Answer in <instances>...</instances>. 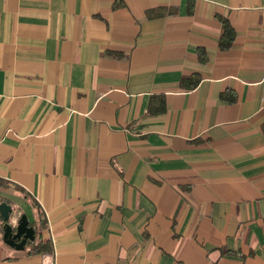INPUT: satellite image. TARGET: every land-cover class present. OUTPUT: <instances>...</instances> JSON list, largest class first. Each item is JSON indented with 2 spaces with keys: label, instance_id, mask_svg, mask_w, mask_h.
Segmentation results:
<instances>
[{
  "label": "crops",
  "instance_id": "crops-1",
  "mask_svg": "<svg viewBox=\"0 0 264 264\" xmlns=\"http://www.w3.org/2000/svg\"><path fill=\"white\" fill-rule=\"evenodd\" d=\"M2 201L0 264H264V0H0Z\"/></svg>",
  "mask_w": 264,
  "mask_h": 264
},
{
  "label": "trees",
  "instance_id": "trees-1",
  "mask_svg": "<svg viewBox=\"0 0 264 264\" xmlns=\"http://www.w3.org/2000/svg\"><path fill=\"white\" fill-rule=\"evenodd\" d=\"M222 31L219 37L218 45L221 49L229 48L233 42L235 31L231 24L227 21V19L222 18ZM201 60H204L202 58ZM200 76L196 73L182 75L180 79V86L183 89L190 90L193 89L199 82ZM165 110V100L162 95L152 96V99L149 104V112L152 114L162 113ZM37 208V214L39 223L35 224V222L30 223L32 227H34V234L37 231V228L45 227V220L41 218L42 214L39 210L37 203H35ZM26 244L29 249L28 252L30 254H45L52 251V244L48 238H36V234L33 240H27Z\"/></svg>",
  "mask_w": 264,
  "mask_h": 264
},
{
  "label": "water",
  "instance_id": "water-1",
  "mask_svg": "<svg viewBox=\"0 0 264 264\" xmlns=\"http://www.w3.org/2000/svg\"><path fill=\"white\" fill-rule=\"evenodd\" d=\"M0 214L4 219L2 238L8 245L16 249H23L27 240H33L35 237L34 228L28 224L25 214L16 218L12 222V209L5 201L0 202Z\"/></svg>",
  "mask_w": 264,
  "mask_h": 264
},
{
  "label": "built area",
  "instance_id": "built-area-1",
  "mask_svg": "<svg viewBox=\"0 0 264 264\" xmlns=\"http://www.w3.org/2000/svg\"><path fill=\"white\" fill-rule=\"evenodd\" d=\"M43 264H53V263H52V261L46 259V260H44Z\"/></svg>",
  "mask_w": 264,
  "mask_h": 264
}]
</instances>
